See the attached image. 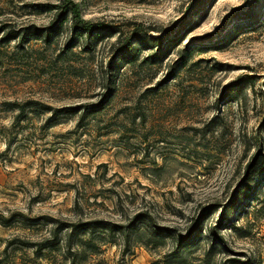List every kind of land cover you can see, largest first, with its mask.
Masks as SVG:
<instances>
[{
	"label": "rangeland",
	"instance_id": "374dc122",
	"mask_svg": "<svg viewBox=\"0 0 264 264\" xmlns=\"http://www.w3.org/2000/svg\"><path fill=\"white\" fill-rule=\"evenodd\" d=\"M59 1L0 0V25L45 26L53 12L31 4ZM74 1L117 31L67 47V22L47 42L0 44V132H17L0 210L26 214L0 224V264H264V0ZM132 31L146 42L113 58ZM155 36L164 54L150 57ZM27 100L23 111L5 103ZM256 152L262 164L238 185ZM45 217L120 229L75 234L67 248Z\"/></svg>",
	"mask_w": 264,
	"mask_h": 264
},
{
	"label": "trees",
	"instance_id": "16d2710c",
	"mask_svg": "<svg viewBox=\"0 0 264 264\" xmlns=\"http://www.w3.org/2000/svg\"><path fill=\"white\" fill-rule=\"evenodd\" d=\"M34 7V13H41V12H53V18L49 22V24L45 26H38L33 23H29L26 25L21 26H11L10 24L7 25H0V44L4 45L11 41H17L19 45H23L24 43L28 42L30 39H42L43 41L47 42L51 38V36L61 27L63 23H69L68 26V33L69 36L66 41L67 47H73L81 42L85 46L89 47L91 40L96 36L99 35L101 32L110 31L111 33L116 32L118 28L112 24H105L99 21H93L87 19L82 16L81 9L78 2L74 0H60L58 3L51 4V3H34L31 4ZM119 33V32H118ZM145 37V36H144ZM153 42H149L148 44L153 47V50L150 54V57L159 56L164 54V47L162 43L159 42V36L153 37ZM167 42L169 46H175L181 41L180 36H172L171 38L167 35ZM120 39V38H119ZM146 42L145 38H141L135 32H131L128 37H125L120 46L115 51V56L125 55V53H134L133 46H139ZM137 48L135 47V50ZM166 49V48H165ZM171 74L168 75L167 79L170 77ZM166 80V79H165ZM164 81V80H163ZM241 81V77L236 78L233 82V85L239 84ZM9 108H17L18 111H23L24 106L26 104L32 103V100H27L22 104L18 101H7L5 102ZM49 106L45 104H41L40 110L44 112L48 109ZM70 111H75L74 109L64 108L62 109L63 113H71ZM14 130V126L10 129L3 127L2 131L0 132V138H3L6 142V147L0 151V162L5 163L11 161V157L7 156V152L9 149L10 140L14 139V136L17 132H13L12 138L9 136V132L12 133ZM262 164V160L259 157V152H256L252 155L250 161L246 164L245 170L238 180L239 184H247L248 179L259 169L258 167ZM219 205L216 203L210 204L209 213L215 211ZM205 209L208 207H204L202 213H204ZM148 216L147 211H141L133 217V221L136 223L143 222L146 220L145 217ZM26 217V214L18 209L11 210L8 212H4L0 210V224L2 225H15L19 226L22 222V219ZM45 219L50 220L56 223V226L51 230V234L56 237L61 231H67L68 239L66 241L67 248L71 247V237L75 234H98L104 230L108 231H119L120 226L116 223L102 221V220H78L76 222H65L59 219L45 217ZM192 224L191 227L187 228L184 238H191L193 233L196 231V225ZM167 233L163 234L162 232H156L157 235L161 237L168 236L173 237L170 233L169 229H164ZM157 231V228H156ZM212 231V230H211ZM213 233V232H212ZM179 235V234H178ZM180 237V235H179ZM216 239L220 243L224 242V237L222 234H215ZM181 238V237H180ZM48 239L45 238L43 241H47ZM184 242V241H183ZM182 242V243H183ZM22 246H30L31 242L27 240H20L19 242ZM89 241L85 240L83 237L78 238L76 245V252L82 251L85 244H88ZM190 242L186 243L187 245ZM185 245V244H183ZM47 245L42 246V249L46 248ZM184 247V246H183ZM232 264H260V261L255 262L251 260V258H246L245 260L239 259H231Z\"/></svg>",
	"mask_w": 264,
	"mask_h": 264
}]
</instances>
